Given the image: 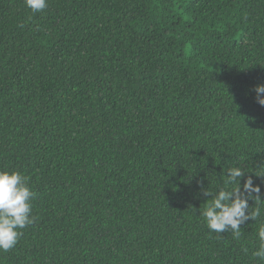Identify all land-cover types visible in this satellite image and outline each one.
Masks as SVG:
<instances>
[{"label":"trees","instance_id":"16d2710c","mask_svg":"<svg viewBox=\"0 0 264 264\" xmlns=\"http://www.w3.org/2000/svg\"><path fill=\"white\" fill-rule=\"evenodd\" d=\"M259 84L264 0H0V169L37 194L0 264H262L260 221L201 215L236 164L264 199Z\"/></svg>","mask_w":264,"mask_h":264},{"label":"clouds","instance_id":"9594fccd","mask_svg":"<svg viewBox=\"0 0 264 264\" xmlns=\"http://www.w3.org/2000/svg\"><path fill=\"white\" fill-rule=\"evenodd\" d=\"M25 5L34 13L48 7V0H24ZM256 102L264 107V84L254 89ZM254 172L257 177H264V167ZM246 171L236 164L224 172L223 185L215 190L202 188V195L209 197L201 215L210 232L218 234L231 232L234 239L242 235L241 225L249 220L260 221L257 230L258 245L252 255L264 264V199L261 187L255 184L252 175H248L241 184ZM36 193L31 189L28 177L19 171L0 169V250L7 252L15 247L22 236V229L35 221L32 215V201ZM254 202V206L249 204ZM247 252V249H244Z\"/></svg>","mask_w":264,"mask_h":264}]
</instances>
